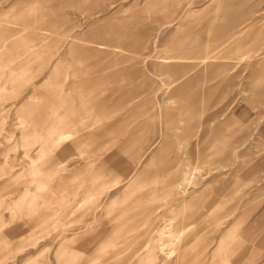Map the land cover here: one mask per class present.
I'll use <instances>...</instances> for the list:
<instances>
[{"label":"rangeland","instance_id":"374dc122","mask_svg":"<svg viewBox=\"0 0 264 264\" xmlns=\"http://www.w3.org/2000/svg\"><path fill=\"white\" fill-rule=\"evenodd\" d=\"M142 261L264 264V0H0V264Z\"/></svg>","mask_w":264,"mask_h":264},{"label":"bare ground","instance_id":"6f19581e","mask_svg":"<svg viewBox=\"0 0 264 264\" xmlns=\"http://www.w3.org/2000/svg\"><path fill=\"white\" fill-rule=\"evenodd\" d=\"M61 21V20H60ZM59 21V22H60ZM59 22H58V24H59ZM63 23V22H62ZM61 24V23H60ZM59 24V25H60ZM62 25V24H61ZM64 25H62L61 27H63ZM50 28V27H49ZM56 28V27H55ZM115 28V27H114ZM44 29H42L41 31H43ZM46 30V29H45ZM49 30V29H48ZM73 30V27H71V28H68V29H66V30H64V31H61L60 33H59V36L60 37H62V38H64V37H67V36H69V33L71 32ZM38 38V37H37ZM105 45V44H104ZM98 46H103V44L101 45V44H98ZM73 50H76V49H74V48H72L71 49V51H73ZM79 51V50H78ZM77 51V52H78ZM213 59V57H207L206 59ZM172 58H170V57H165L164 59H162V60H164V63H163V65L164 66H162V71H163V74L164 73H167V74H169V73H171L170 71H172V69L175 67V65H173V63L170 61ZM177 60V59H176ZM180 60V59H179ZM197 61V60H196ZM205 61V60H204ZM175 63V62H174ZM195 63V62H194ZM81 70V69H80ZM191 70V69H190ZM84 71V70H83ZM83 71H81V72H83ZM84 72H86V71H84ZM81 74V73H80ZM86 74V73H85ZM79 75V74H78ZM84 75V74H83ZM82 75V76H83ZM88 75V74H87ZM81 76V77H82ZM80 77V76H79ZM84 78V77H83ZM84 85V82H75V88L76 89H81L80 87L81 86H83ZM183 85V84H182ZM181 85V86H182ZM185 85V84H184ZM183 85V86H184ZM180 89V88H179ZM66 90H68V91H71L72 89L71 88H67ZM65 92V91H64ZM63 92V89H61L60 88V86H59V88H58V90H57V94H58V96L59 97H62V100H61V102H60V104H59V106H58V110H62V109H64V106H66V104L69 106V104H72V102L74 101V99H71L69 96H67L65 93ZM80 98V100H79V107H80V110H84V109H86V110H88V108L89 107H87V100L85 99V98H83V97H81V96H79ZM77 100V99H76ZM129 102H130V100H129ZM128 102V103H129ZM75 103V102H74ZM77 107V106H76ZM75 107V108H76ZM62 124V123H61ZM77 124V123H76ZM75 125V124H74ZM51 126H52V124H51ZM66 126V125H65ZM69 126V125H68ZM67 127V126H66ZM51 128V127H50ZM50 131V130H49ZM71 132V131H70ZM43 133H46V132H43ZM49 133H51V131L49 132ZM49 133H47V134H49ZM52 133H55V131L54 132H52ZM66 133L64 132V133H62V134H58L59 136H58V139L57 140H60L61 138V136H64ZM73 134V133H72ZM54 135V134H53ZM66 135H70V134H66ZM65 135V136H66ZM45 136V135H44ZM43 136V138H45ZM52 136V135H51ZM49 138V137H48ZM47 138H45L44 139V141L46 140ZM53 139V138H52ZM56 140V139H55ZM37 142H39V141H37ZM42 142V141H41ZM45 142H50L51 143V147L50 148H55V144H54V142L52 141V140H50V139H47ZM44 142V143H45ZM59 142V141H58ZM30 144V143H29ZM29 144H27V145H29ZM33 144H34V142H33ZM56 144H58V143H56ZM60 144V143H59ZM30 146V145H29ZM31 147V146H30ZM58 147V146H57ZM49 148V147H48ZM50 148H49V150H50ZM57 149V148H56ZM51 154L52 152L51 151H46V154ZM119 163V162H118ZM61 164H63V162H59L56 166H59V165H61ZM115 168H116V170L117 171H115V173H114V176L112 177V180L111 181H114V182H116L114 185H111V187L109 186V187H105V185H104V187H102V188H98V189H96L94 192H92L90 195L91 196H98L99 194H101L102 193V191L105 189V190H108V189H110V188H113V186H115V185H117L118 184V180H119V178L121 177L120 175H122L123 173H124V170L122 169L123 167H121V166H119L118 164H117V166H114ZM121 167V168H120ZM53 168V167H52ZM55 168V167H54ZM53 168V169H54ZM54 170H56V168L54 169ZM115 170V169H114ZM193 170H195V169H193V168H190V169H187V170H184L183 172H182V175H183V179H186L187 178V176L190 174V172H192ZM51 171H53V170H51ZM193 174V173H192ZM191 175V174H190ZM170 185V184H169ZM173 185V184H172ZM172 185H171V187H170V191H171V189H173L172 188ZM175 185V184H174ZM167 194V193H166ZM166 194H165V196H166ZM90 197V196H89ZM147 198V197H146ZM156 199V198H155ZM158 199V198H157ZM160 199V198H159ZM161 199H163V198H161ZM141 200H143V199H141ZM159 201V200H158ZM156 202L155 203V201H154V199L153 200H151L150 201V199H144L143 201H140V203H139V207L138 206H136L137 208H138V223H139V226L140 225H144V223H147V222H150V220H152L153 218H155V214L157 213V211L158 210H160V208H161V204H160V201L159 202ZM185 203V202H184ZM183 203V205H182V207H184V206H186V204H184ZM212 207V206H211ZM210 208V207H209ZM129 211V210H128ZM127 211V212H128ZM207 212V211H206ZM173 223V222H172ZM170 226H171V224H170ZM169 226V227H170ZM184 229H185V227H182V228H179V229H177V230H174V227L173 226H171L169 229H162L159 233L161 234V236H164L165 238H170V244H169V246L168 247H165V240H164V238L162 237V239H161V243H160V247H158L159 248V251L163 254V255H165L164 257L166 258V259H169L171 256H173L175 253H176V251H177V249H175V248H173V244L174 243H179L181 240H180V238H182L183 237V234H184ZM111 241V240H110ZM108 242V241H107ZM156 253H155V248H153V249H151L150 251H149V253L147 254V256H145L146 258H147V260L149 261L150 260V262H152V261H154L155 260V258H156ZM179 257H181V256H178V258ZM145 260V259H144ZM146 261V260H145ZM138 264H145V262H140V263H138ZM165 264H167V263H165Z\"/></svg>","mask_w":264,"mask_h":264}]
</instances>
